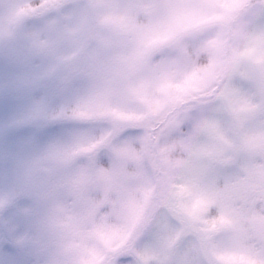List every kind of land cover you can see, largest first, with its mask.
I'll return each mask as SVG.
<instances>
[{
    "label": "clouds",
    "instance_id": "clouds-1",
    "mask_svg": "<svg viewBox=\"0 0 264 264\" xmlns=\"http://www.w3.org/2000/svg\"><path fill=\"white\" fill-rule=\"evenodd\" d=\"M0 264H264V0H0Z\"/></svg>",
    "mask_w": 264,
    "mask_h": 264
}]
</instances>
